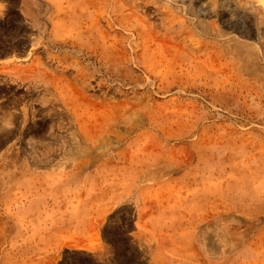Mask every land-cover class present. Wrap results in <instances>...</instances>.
<instances>
[{"label": "rangeland", "instance_id": "obj_1", "mask_svg": "<svg viewBox=\"0 0 264 264\" xmlns=\"http://www.w3.org/2000/svg\"><path fill=\"white\" fill-rule=\"evenodd\" d=\"M0 264H264V0H0Z\"/></svg>", "mask_w": 264, "mask_h": 264}, {"label": "snow or ice", "instance_id": "obj_2", "mask_svg": "<svg viewBox=\"0 0 264 264\" xmlns=\"http://www.w3.org/2000/svg\"><path fill=\"white\" fill-rule=\"evenodd\" d=\"M118 211V210H117Z\"/></svg>", "mask_w": 264, "mask_h": 264}]
</instances>
